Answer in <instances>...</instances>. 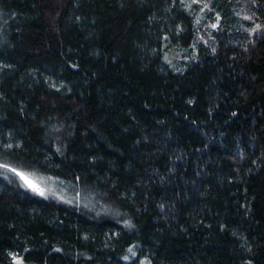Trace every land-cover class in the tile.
<instances>
[{"label": "trees", "instance_id": "obj_1", "mask_svg": "<svg viewBox=\"0 0 264 264\" xmlns=\"http://www.w3.org/2000/svg\"><path fill=\"white\" fill-rule=\"evenodd\" d=\"M0 164L89 203L0 167V264H264V0H0Z\"/></svg>", "mask_w": 264, "mask_h": 264}, {"label": "rangeland", "instance_id": "obj_2", "mask_svg": "<svg viewBox=\"0 0 264 264\" xmlns=\"http://www.w3.org/2000/svg\"><path fill=\"white\" fill-rule=\"evenodd\" d=\"M207 7H201V11L196 15V24L201 26L202 23L200 21L201 13L206 12ZM217 21L215 24H211L209 27L215 28L217 25ZM206 28V27H205ZM0 167H5L6 170L13 172L16 176H18L21 184L28 188L29 190L42 195L44 197L55 198L59 201L63 202H77L89 204L86 198L79 192L72 188V185L66 183L60 179L49 175L38 174L32 171H25L20 169H15L6 164H0Z\"/></svg>", "mask_w": 264, "mask_h": 264}, {"label": "bare ground", "instance_id": "obj_3", "mask_svg": "<svg viewBox=\"0 0 264 264\" xmlns=\"http://www.w3.org/2000/svg\"><path fill=\"white\" fill-rule=\"evenodd\" d=\"M241 14H242V13H241ZM192 18H193V17H192ZM193 25H194V24H193ZM197 28H198V27H197ZM197 28H196V29H197ZM197 32H198V31H197ZM194 33H195V32H194ZM194 38H195V37H194ZM198 38H199V37H198ZM198 38H197V39H198Z\"/></svg>", "mask_w": 264, "mask_h": 264}]
</instances>
